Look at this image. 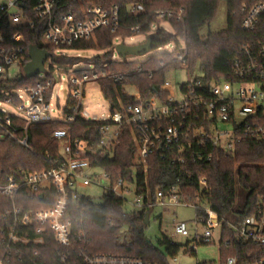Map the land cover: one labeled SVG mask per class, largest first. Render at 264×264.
<instances>
[{
    "label": "built area",
    "instance_id": "obj_1",
    "mask_svg": "<svg viewBox=\"0 0 264 264\" xmlns=\"http://www.w3.org/2000/svg\"><path fill=\"white\" fill-rule=\"evenodd\" d=\"M55 4L56 0L0 2V94H4L0 97L1 133L33 150L27 136L30 124L53 120L73 124L79 117L99 121V124L86 135L56 129L51 135L53 141L59 144L64 141L65 144L62 150L58 146L55 154L45 152L47 166L21 169L0 178V264H158L137 254L94 250L89 210L84 201L92 202L95 211L101 212L107 196L114 195L121 199L122 215L128 219L142 211L150 213L156 205L195 208L193 202L179 194L178 185L171 186L166 193L157 187L152 195L147 182L149 161L153 155H158L182 166L188 160L209 161L216 150L233 153L244 138L264 141V39L244 43L239 48L232 65L233 79L206 82L200 72L190 69L185 37L177 34L173 27L174 23L183 22L184 8H153L150 12L154 18L168 22L170 28L152 22L144 33L146 40L158 28L174 34L170 41L153 45L151 49L156 54L171 55L168 60L160 57L161 66L174 63L178 66L170 68L164 79L163 87L168 94L154 93L142 98L138 92L139 97L135 96L134 101H120L119 106H113L107 99L109 114L89 118L84 112L87 86L98 83L102 90L99 80L110 78L121 83L126 73H110L105 69L106 64L93 62L82 69L81 74L76 72L79 68L66 71L68 91L61 107L53 78L57 57L67 55L66 50L74 49L72 46L76 42L94 38L99 29L114 33L125 28L131 32L125 39L135 41L136 35L143 33V25H124L118 5L110 9L91 6L77 15L72 11L57 13ZM27 10L43 21L38 46L51 55L44 63L46 70L36 75V84L5 90L1 87L10 79L25 77L24 66L30 58L26 56L24 35L16 32L9 41L4 35V26L10 22L34 26L35 21L27 16ZM128 11L136 15L145 12L146 7L140 2L133 3ZM241 12L242 29L255 31L264 18V0L243 2ZM117 39L122 38L118 36ZM115 40L112 50L116 49ZM112 58L122 60L116 58L115 52ZM145 59H135L138 61L135 69L137 72L146 70L151 77L154 70L144 68L142 62ZM179 69L185 70L187 78L180 84L181 96L175 97L170 91L172 81L168 73ZM59 90H63L61 84ZM5 104L14 111H9ZM18 119L24 121V125H18ZM124 130L131 133L135 155L124 176L116 177L101 165V161L115 156ZM140 170L143 173L141 181L138 178ZM200 184L205 186V179L201 178ZM91 185L103 187V195L89 197L80 193L81 189ZM96 200H102L103 204H96ZM206 212V223L198 215L190 222L175 216L170 225V237L168 235L171 243H176L175 239L182 236L192 238L189 240L193 244L210 241L212 230L220 226V221L208 208ZM109 223L112 224V220ZM230 227L243 242L264 245V195L249 215ZM224 264H238V260L228 256ZM255 264H264V257Z\"/></svg>",
    "mask_w": 264,
    "mask_h": 264
},
{
    "label": "trees",
    "instance_id": "obj_2",
    "mask_svg": "<svg viewBox=\"0 0 264 264\" xmlns=\"http://www.w3.org/2000/svg\"><path fill=\"white\" fill-rule=\"evenodd\" d=\"M225 1L228 11L227 26L221 30H209L207 34L200 32L201 28L209 24L218 12L220 3ZM253 0H56L55 12L63 13L72 11L81 15L83 10L91 6H101L110 9L118 5L122 22L126 26L142 24L143 33L148 31V26L156 22L151 14L153 8H184L183 22L174 23L173 27L177 34L184 36L188 50V63L193 71H202L206 82H220L222 79H233L232 65L239 48L244 43L264 39V18L253 32L242 29L241 22L243 2L251 3ZM143 3L145 12L133 15L129 14V6L133 3ZM27 16L34 19V26L26 23L8 24L4 26V35L12 41L16 32L24 35V46L28 59L27 49L30 44H40L43 21L33 11L27 10ZM130 31L122 28L117 32L108 29H99L96 36L90 40L76 42L74 49H93L98 47L104 50L102 55L86 58L87 61L97 65L106 64L108 72H125L126 76L121 83L113 82L110 78L99 80L103 94L113 106L135 100L127 88H136L142 98L151 97L154 93L161 96L168 94L163 87L167 72L174 64L161 66V58L169 59L171 55L165 53L151 54L142 62L144 68L154 70L152 76L145 70L136 71L137 60L124 58L114 60L111 49L116 37L125 39L130 36ZM154 36V45L158 46L170 41L174 34L158 28ZM79 56L60 55L56 62L62 66L78 63ZM53 68H51L50 75ZM83 70L77 69L81 74ZM37 82V77L10 79L1 88L8 90L14 87L30 86ZM4 97V94H0ZM18 125H24V121L16 120ZM99 121H89L82 117L77 122L70 124L53 120L42 124H30L27 127V136L33 150L28 149L16 139L9 136L0 137V178L15 173L21 169H41L47 166L45 152L55 154L60 146L59 142L53 141L51 135L56 129H67L76 135L88 133L89 129L97 128ZM0 132H2L0 130ZM22 135V134H21ZM82 136V135H81ZM135 146L129 130H124L121 141L116 148L115 156L101 161V165L110 170L114 176H124L125 170L133 163ZM212 159L195 162L188 160L179 166L167 159H161L153 155L149 161L147 175L148 187L154 195L157 187H161L166 193L171 186H179V194L186 200L193 202L196 207V215L203 218L206 223L208 208L215 213L220 221L221 239L220 256L221 264H224L228 256H235L238 264H255L264 257V245L243 242L237 237L236 232L230 227L231 224L240 223L257 206L259 198L264 195V141L244 138L236 145L233 153H225L219 150L213 151ZM139 180H143L141 170ZM205 179V186L200 184V179ZM238 186L240 190L238 192ZM143 187V190H145ZM239 199V201H238ZM47 204L46 202H43ZM89 210L90 235L93 249L96 251L131 253L141 255L147 260L158 264H168L166 254L157 248L146 236L145 222L146 211L131 219L122 215V201L114 195H108L105 205L101 206V212L95 211L92 202H85ZM90 206V207H89ZM150 217V216H149ZM112 220V224L109 223ZM128 226L131 240L120 242V230ZM208 242L200 241L197 244ZM161 244H165L168 254L176 256L180 250L179 244L171 243L168 236ZM190 243V241L188 242ZM195 253V249L186 250Z\"/></svg>",
    "mask_w": 264,
    "mask_h": 264
},
{
    "label": "rangeland",
    "instance_id": "obj_3",
    "mask_svg": "<svg viewBox=\"0 0 264 264\" xmlns=\"http://www.w3.org/2000/svg\"><path fill=\"white\" fill-rule=\"evenodd\" d=\"M6 0H0V2H5ZM159 8V7H158ZM227 17L228 11L225 1L220 3L218 12L216 17L207 25L203 26L200 30L202 34H207L209 30H221L227 26ZM155 21L162 26H166L168 28L169 24L166 21H161L155 17ZM147 34L141 33L136 35L135 41H130L129 39H125L126 44L132 43H144L146 40ZM123 39L115 40L116 44H119ZM67 55L69 56H79L80 59L76 66H62L54 63V72L53 78L55 79V88L57 95H59V105L62 107L65 103V98L67 94V86H66V78L67 72L71 69H86L89 67V61L86 58L102 55L104 50L95 47L93 49H67ZM116 54V58L122 59L119 56L116 49L114 50ZM156 53L155 50H151L146 53V56L142 55H129L128 58L144 60L147 56ZM50 63V59L46 63V67ZM16 69V66H13ZM202 74V71H200ZM170 80L172 81V86L170 87V91L175 97H180V84L185 81L187 78L186 72L183 69L174 70V72L168 73ZM62 78V81L59 82V78ZM60 84L63 86V90H59ZM127 90L139 97L138 91L136 88L128 87ZM85 104V115L89 118H99L102 115H108L110 112V103L105 98L100 86L98 83H91L87 86V96L84 101ZM6 108L9 111H14L9 105H6ZM0 137H4L0 132ZM65 142L61 141L60 146L61 150L64 147ZM241 191L238 186V192ZM80 193L89 197H99L104 193V189L98 185H91L86 188L80 190ZM239 201V199H238ZM240 202V201H239ZM177 217L181 220H186L190 222L196 216V210L192 206H174V205H156L155 207L150 209V217L149 222L147 223V227L145 229L146 236L152 241V243L159 248L164 254H166L168 264H221V256H220V239H221V226H217L212 230V241L208 244L201 243L196 244L193 242L188 243L192 238L187 237H178L175 239L176 243L179 244L180 250L176 254V258L171 254H168L166 250V245L161 244L160 242L165 239L166 236L169 235L171 229L170 225L173 222L174 217ZM200 230H203V226H200ZM131 240L130 231L128 226H125L122 229V236L120 237V242H129ZM195 249V253H191L187 251L191 248Z\"/></svg>",
    "mask_w": 264,
    "mask_h": 264
},
{
    "label": "water",
    "instance_id": "obj_4",
    "mask_svg": "<svg viewBox=\"0 0 264 264\" xmlns=\"http://www.w3.org/2000/svg\"><path fill=\"white\" fill-rule=\"evenodd\" d=\"M154 45V36H148L144 43L126 44L120 42L116 45V51L121 57L128 55H144L149 52ZM28 55L30 60L24 66L25 77L31 78L46 70L44 63L51 55L46 49H41L37 44H30L28 47ZM96 204H103L102 200H96ZM150 213L145 214V222H148Z\"/></svg>",
    "mask_w": 264,
    "mask_h": 264
}]
</instances>
